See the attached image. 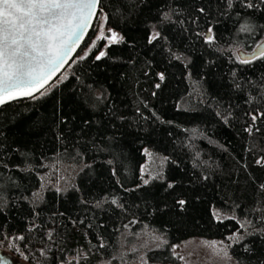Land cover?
<instances>
[{
    "label": "trees",
    "instance_id": "1",
    "mask_svg": "<svg viewBox=\"0 0 264 264\" xmlns=\"http://www.w3.org/2000/svg\"><path fill=\"white\" fill-rule=\"evenodd\" d=\"M247 2L100 0L98 21L123 39L79 56L95 18L64 78L0 105V249L28 264H97L125 227L147 228L165 241L150 264L174 262L169 247L185 238L230 235L238 264H264V58L235 55L264 36V3ZM145 149L164 161L147 184ZM54 164L75 168L45 185Z\"/></svg>",
    "mask_w": 264,
    "mask_h": 264
},
{
    "label": "snow or ice",
    "instance_id": "2",
    "mask_svg": "<svg viewBox=\"0 0 264 264\" xmlns=\"http://www.w3.org/2000/svg\"><path fill=\"white\" fill-rule=\"evenodd\" d=\"M261 2L264 3V0ZM99 3L100 0H0V105L19 96H33L35 92L44 94L41 90L67 62L69 52L74 50L84 30L96 16ZM227 4L231 7L232 0H227ZM244 7L253 9L258 5L249 0L244 3ZM199 11L203 13L205 9L200 8ZM165 18H168L167 14ZM104 19L106 20L107 16ZM109 32L111 36L106 37L101 28L97 39H108L109 43H118L123 39L110 29ZM159 36L160 33L155 32L150 37L149 43ZM205 39L209 43L214 39L212 28H208ZM104 55L105 52L101 51L96 59L99 60ZM261 58H264V46L258 44L257 51L241 62L248 64ZM159 78L163 81L164 74L160 73ZM156 87L159 88L160 85ZM260 115L264 116V113ZM251 118L255 121L257 116L252 115ZM4 167L6 168L7 165ZM143 182L149 183L148 180ZM168 187L171 188L173 185L169 184ZM2 196L3 192L0 191V198ZM112 203L116 201L113 200ZM177 203L183 206L186 201L180 199ZM16 239L23 240L24 237L20 236ZM155 239L161 238L155 237ZM161 242L165 241L161 239ZM215 245L216 242H211L214 250H216ZM16 251L20 250L17 248ZM218 251L227 256V252L223 249ZM24 259L27 260L28 257L25 256ZM141 264L147 262L141 258Z\"/></svg>",
    "mask_w": 264,
    "mask_h": 264
},
{
    "label": "rangeland",
    "instance_id": "3",
    "mask_svg": "<svg viewBox=\"0 0 264 264\" xmlns=\"http://www.w3.org/2000/svg\"><path fill=\"white\" fill-rule=\"evenodd\" d=\"M95 18L97 19L96 27L93 29L92 36H90L87 42L81 47L80 53L78 54L79 56L85 54L92 47H94L97 37L100 35L101 28H103V31L106 29L103 25V21H98L97 15L93 20H95ZM262 39H264V36L259 41ZM239 50L245 49H235V55L238 59H240L238 56ZM67 72L68 69L61 71L48 85L52 86L57 83L66 76ZM145 150H147V152ZM145 150L144 161L141 165L142 180L144 181L153 177H161V166L164 162L163 157L154 153L150 149ZM74 168L75 167L73 165H49L43 172V183L45 185L63 184L62 182L64 178L66 176L68 177L74 171ZM155 237H160L164 241L163 237L159 233L150 229L142 228L138 232H132L128 229V227H125L120 232L118 249L113 257L103 259L97 264H141V258L147 262L145 257L146 251L152 248H159L163 244L161 239H155ZM232 237L233 236L231 235L223 239L188 237L172 244L169 247L170 252L174 257V262H155L151 264H238L228 251ZM213 241L216 242V250H214L211 246V242ZM219 249L226 251L227 256H224L223 252L218 251ZM11 256L13 262L23 260L13 254H11ZM180 257H183V259H180ZM147 264L150 263L147 262Z\"/></svg>",
    "mask_w": 264,
    "mask_h": 264
},
{
    "label": "water",
    "instance_id": "4",
    "mask_svg": "<svg viewBox=\"0 0 264 264\" xmlns=\"http://www.w3.org/2000/svg\"><path fill=\"white\" fill-rule=\"evenodd\" d=\"M97 8H98V7H97ZM96 12H97V10H96ZM94 17H95V16H94ZM94 17L92 18L89 27H88L87 29L84 30V34H83L82 38L77 42V44H76L74 50L71 51V52H69L68 57H67V62H66V63H65L60 69H59V71H58V72L56 73V75L52 78V80L49 81L48 84H50V82H52V81L58 76V74H59V73L65 68V66L69 63V61L71 60V58H72L73 54L75 53L76 49L78 48V46H79V45L82 43V41L84 40V38H85V36H86V34H87V32H88V30H89L91 24H92V21H93ZM104 34H105L106 37H110V36H111V33L109 32L108 29L105 30ZM258 44L264 46V39H262V40L259 41L257 44H255V45L253 46V48H252L250 51L239 50V51H238V56H239V58H240L241 60H242V59H246V58H250V57H251V56L257 51V45H258ZM48 84L45 85V87L48 86ZM45 87H44V88H45ZM42 90H43V89H42ZM42 90H41V91H42ZM37 93H39V92H35L34 94H37ZM34 94H33V95H34ZM23 97H26V96H19L17 99H19V98H23ZM0 258H2V259H0V264H28L27 262H23V261H16V262H13L11 254L5 252V251L2 250V249H0Z\"/></svg>",
    "mask_w": 264,
    "mask_h": 264
},
{
    "label": "flooded vegetation",
    "instance_id": "5",
    "mask_svg": "<svg viewBox=\"0 0 264 264\" xmlns=\"http://www.w3.org/2000/svg\"><path fill=\"white\" fill-rule=\"evenodd\" d=\"M252 48H253V47H252ZM252 48H251V49H252ZM251 49H249V50H247V51H250Z\"/></svg>",
    "mask_w": 264,
    "mask_h": 264
}]
</instances>
